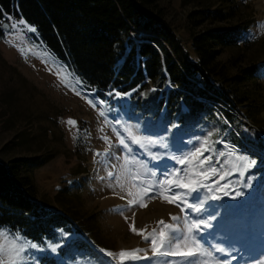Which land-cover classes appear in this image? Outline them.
Segmentation results:
<instances>
[{"label":"rangeland","instance_id":"374dc122","mask_svg":"<svg viewBox=\"0 0 264 264\" xmlns=\"http://www.w3.org/2000/svg\"><path fill=\"white\" fill-rule=\"evenodd\" d=\"M214 2L216 0H161L166 17L191 60L198 57L192 46L188 13ZM236 2L241 11L252 14L249 28L244 29L245 52L258 53L260 60L255 76L237 87L247 97L236 102L231 120L225 117L226 105L207 101L213 110L204 114L195 128L196 133L190 136L180 139L174 131L176 127L167 126L175 133L168 137L167 154L180 155L177 148L186 152L198 139L203 140L212 133V142L224 141L215 143L217 151L224 150L227 144L238 150L236 155L246 157L247 163L255 161L243 177L238 174L229 177L243 183H248L249 176L253 177L251 187L245 188L240 183L229 186L244 195L234 200L228 196L219 201L209 200L205 215L219 212L217 220L212 222L214 228L209 230L214 236L208 239L217 247L232 244L238 249L233 253L237 259L232 264H260V259L264 258V0ZM20 21L11 19L0 36V160H43V165L31 170L39 201L51 211H67L73 219L71 232L58 229L55 238L33 241L45 250H30L32 259L27 264H45L42 261L45 256L58 259L59 264H120L118 254L121 250L133 249L141 250L136 254L141 258L126 259L124 264H165L166 261L182 264L180 257L153 256L151 236L149 240L143 238L153 229L159 233L163 227L158 224L160 220L165 224L177 223L170 216H180L182 224L180 207L149 190L150 185L162 179L158 169L153 167L159 161L150 160L136 145H130L131 154L125 153L117 135L119 132L127 140L123 128L129 125L133 135L162 134L163 118L154 120L136 114L131 107L134 91L114 90L105 97L99 96L97 90L90 89L66 63L49 51L37 31H27L23 25L12 27ZM234 53H237L235 49L224 50L220 58L228 60ZM184 59L182 56L181 61ZM143 95L146 96L147 91ZM101 110L104 116L100 115ZM69 119L76 123L69 125ZM173 143L175 147H171ZM148 148L153 154H164L163 149L150 145ZM144 161L148 162L147 166L143 165ZM233 166L243 170L245 162L232 160L228 168ZM149 171L157 175L150 176ZM109 172L114 175L110 177ZM224 184L225 181H220L221 191L216 195L228 190ZM157 191L172 194L167 188ZM128 200L135 203L129 206ZM133 227L136 232L132 231ZM0 229L17 232L6 227ZM140 230H144L143 234ZM79 238L86 239L108 260L86 259L79 253L62 256L61 249ZM46 242L60 247L53 252ZM188 246H192L191 241ZM109 252L113 255H107ZM145 256L149 258H143ZM225 259L221 257L215 264H225ZM196 264H201V260Z\"/></svg>","mask_w":264,"mask_h":264},{"label":"trees","instance_id":"16d2710c","mask_svg":"<svg viewBox=\"0 0 264 264\" xmlns=\"http://www.w3.org/2000/svg\"><path fill=\"white\" fill-rule=\"evenodd\" d=\"M160 3L0 0V36L5 23L23 19L49 51L99 96L134 91V112L154 120L162 117L164 126L179 125L174 131L181 139L196 133L204 114L213 110L207 101L226 105L225 117L231 120L236 102L247 97L237 87L255 76L260 60L258 53L245 52L244 29L249 28L252 14L241 11L236 0H216L188 13L197 60L186 56ZM227 49L237 53L223 60L221 54ZM43 163L38 158L0 160V228L19 231L35 242L55 238L58 229L71 232L73 224L67 211H51L39 201L31 170ZM76 253L99 262L108 260L83 238L61 249L62 256ZM42 261L59 264L49 256Z\"/></svg>","mask_w":264,"mask_h":264},{"label":"snow or ice","instance_id":"6c2138e0","mask_svg":"<svg viewBox=\"0 0 264 264\" xmlns=\"http://www.w3.org/2000/svg\"><path fill=\"white\" fill-rule=\"evenodd\" d=\"M21 25L27 31L33 33L36 31L34 27H29L23 19L18 24H13L12 27L19 28ZM115 95L119 96L120 93H115ZM89 103H92V101H89ZM100 103L104 102L101 101ZM93 107H95V104H93ZM100 115H105L103 110L100 111ZM67 123L74 125L76 122L69 119ZM116 123L119 124L120 121H116ZM162 127V134L137 136L133 135L132 126H126L123 131L127 133V140L117 132L120 137L119 145L125 153L131 154L133 149L130 145H136L140 150L145 151L150 160L159 161L153 167L158 169L159 176L162 179H159L155 185H150L149 190H152L154 195H163V198L169 203L177 204L183 214L182 224L179 223L181 221L180 216H170V219L177 223L165 224L163 220H160L158 224L163 227H160L159 233L157 234L156 229H153L151 234L145 235L143 238L149 240L151 236L150 243L153 256L180 257L182 258V264H196L197 260H201V264H215L216 260L224 257L226 258L225 264H232V261L237 259V256L233 253L237 252L238 249L232 244L228 247H217L209 242L208 237L214 236V232L209 230L214 228L212 222L217 220L219 212L205 215L208 211L206 205L209 200L219 201L224 196H228L233 200L243 196V192L238 189H230L229 186L240 183L245 188L251 187L253 177H248V183L232 181L229 177L233 174L243 177L245 171L255 165V161L247 163L246 157L236 155L238 150L227 144H225L224 150L217 151L214 146L215 143H224V141L212 142V133H208L203 140L198 139L193 144L192 149L181 152L177 148L176 152H180V155L172 154L169 156L167 154L170 148L168 137L169 135L174 136L175 133L167 126ZM174 127L179 128V125H174ZM149 145L152 148L163 149L164 154H153L148 148ZM171 147H175V143ZM205 152L208 153L207 156L204 155ZM232 160L245 162L244 169L241 170L235 166L229 169L228 166ZM147 163V161H144L143 165L147 166ZM147 174L156 176L157 172L149 171ZM108 175L111 177L114 173L109 172ZM214 177L216 179H213ZM220 181H225L224 188L228 190L223 191L221 195H216L217 192L221 191ZM160 188H167L172 194L164 195L162 192L157 191ZM134 203L135 201L128 200L129 206ZM140 206L143 207L144 205L141 204ZM132 231L136 232L137 229L133 227ZM143 231L140 230V234H143ZM0 240L3 241L0 242V264H27L32 259L30 250H45L37 243L22 236L19 231L13 234L5 229H0ZM189 241H191V247L188 246ZM46 245L53 252L60 247L59 244L52 245L47 242ZM140 251V249L121 250L118 254L120 264H124V261L129 258H141L136 255ZM217 253L220 255L216 256ZM107 255L112 256L113 254L109 252ZM143 258L148 259L149 257L145 256ZM208 258H211V260ZM165 264H168V262L166 261ZM260 264H264V258L260 259Z\"/></svg>","mask_w":264,"mask_h":264},{"label":"water","instance_id":"95a60500","mask_svg":"<svg viewBox=\"0 0 264 264\" xmlns=\"http://www.w3.org/2000/svg\"><path fill=\"white\" fill-rule=\"evenodd\" d=\"M4 26H5V28H7L8 27V23H5Z\"/></svg>","mask_w":264,"mask_h":264}]
</instances>
